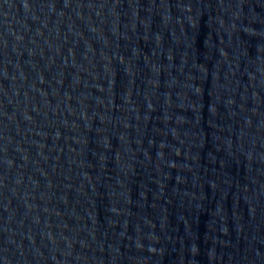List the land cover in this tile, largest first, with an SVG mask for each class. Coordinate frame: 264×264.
<instances>
[{"label": "water", "instance_id": "water-1", "mask_svg": "<svg viewBox=\"0 0 264 264\" xmlns=\"http://www.w3.org/2000/svg\"><path fill=\"white\" fill-rule=\"evenodd\" d=\"M0 264H264V0H0Z\"/></svg>", "mask_w": 264, "mask_h": 264}]
</instances>
